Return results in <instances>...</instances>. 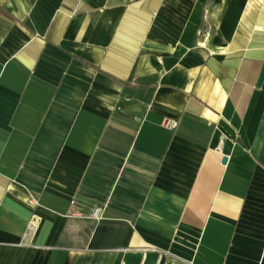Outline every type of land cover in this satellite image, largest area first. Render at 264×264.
<instances>
[{"label": "crops", "instance_id": "0c3cea01", "mask_svg": "<svg viewBox=\"0 0 264 264\" xmlns=\"http://www.w3.org/2000/svg\"><path fill=\"white\" fill-rule=\"evenodd\" d=\"M0 264H264V0H0Z\"/></svg>", "mask_w": 264, "mask_h": 264}, {"label": "bare ground", "instance_id": "6f19581e", "mask_svg": "<svg viewBox=\"0 0 264 264\" xmlns=\"http://www.w3.org/2000/svg\"><path fill=\"white\" fill-rule=\"evenodd\" d=\"M220 4V3H219ZM223 5V4H222ZM225 5V4H224ZM223 7V6H222ZM224 10V9H223ZM219 12V11H218ZM219 14V13H218ZM218 16V15H217ZM222 16V15H220ZM208 17V16H207ZM221 20V19H220ZM219 20V21H220ZM214 22V21H213ZM216 24V23H215ZM210 34V33H209ZM214 38V37H213ZM208 39V38H207ZM235 46V45H234ZM231 47V51L235 48ZM199 95L205 99L211 106L218 110H222L225 103V93L222 91L218 82L214 83L211 80H205L198 90Z\"/></svg>", "mask_w": 264, "mask_h": 264}, {"label": "built area", "instance_id": "2783aa9c", "mask_svg": "<svg viewBox=\"0 0 264 264\" xmlns=\"http://www.w3.org/2000/svg\"><path fill=\"white\" fill-rule=\"evenodd\" d=\"M164 126L169 129H175L177 127V122L169 120L164 123ZM92 216L96 219H101L102 218V208H96ZM28 230L31 233H36L37 232L36 224L34 222L29 223Z\"/></svg>", "mask_w": 264, "mask_h": 264}, {"label": "water", "instance_id": "95a60500", "mask_svg": "<svg viewBox=\"0 0 264 264\" xmlns=\"http://www.w3.org/2000/svg\"><path fill=\"white\" fill-rule=\"evenodd\" d=\"M227 163V157H224L222 160V164H226Z\"/></svg>", "mask_w": 264, "mask_h": 264}]
</instances>
